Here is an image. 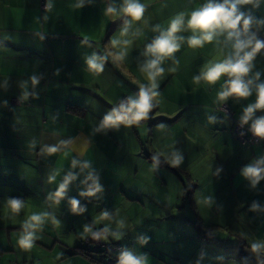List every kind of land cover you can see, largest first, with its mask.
<instances>
[{"label":"crops","instance_id":"crops-1","mask_svg":"<svg viewBox=\"0 0 264 264\" xmlns=\"http://www.w3.org/2000/svg\"><path fill=\"white\" fill-rule=\"evenodd\" d=\"M140 2L146 5L143 19L121 36L124 19L130 18L105 10L118 8L122 0H82L81 7V0H0V264H103L96 252L87 256L81 251L92 231L104 242L122 244L119 257L128 251L145 264H246L241 247L264 242V178L253 185L242 174L264 159V144L242 145L232 135L231 116L216 107L228 104L241 120L256 93L220 100L227 77L215 84L193 80L223 59L230 45L214 41L190 48L192 32L177 33L185 39L161 65L159 95L146 117L132 124L103 123L123 97L135 98L140 85H148L140 66L147 59L145 46L159 35L153 29H166L179 13L187 20L206 0ZM242 10L264 20V0ZM257 35L264 40V25ZM114 39L131 43L114 48ZM121 51L126 55L118 60L115 54ZM93 54L105 58L100 73L87 66ZM253 65L249 75L259 72L257 82H264V50ZM261 116L264 109L253 119ZM53 147L57 150L50 153ZM176 157L178 165L173 164ZM175 175L188 197V229L225 234L242 224L252 236L172 238L181 227L162 209L183 211L186 200L179 206L161 200L167 193L164 184ZM65 181L63 195L56 197ZM93 181L101 191L84 195ZM13 199L23 204L19 212L8 206ZM73 199L83 212L72 210ZM41 213L48 215L36 231L39 238L31 249H22L17 241L23 224ZM53 218L59 223L53 224Z\"/></svg>","mask_w":264,"mask_h":264},{"label":"clouds","instance_id":"clouds-1","mask_svg":"<svg viewBox=\"0 0 264 264\" xmlns=\"http://www.w3.org/2000/svg\"><path fill=\"white\" fill-rule=\"evenodd\" d=\"M260 0H206L201 6L191 11L185 20V14L179 13L172 18L166 29H161L157 25L153 31L158 32L151 43L145 46L143 55L147 58L140 66V71L146 74L148 85H140L139 91L135 98L129 97L126 102H122L118 108H114L108 115L104 117L105 125H115L118 123L132 124L144 119L147 113L153 107V101L159 95L156 91L157 78L163 76L165 69L161 66L165 59L173 58L174 53L178 52L184 37L178 36L177 33L187 29L192 35L187 38V44L190 48L203 47L205 44L216 43L224 46L230 45L231 51L224 56L223 59L212 62L201 71L199 76L193 77V80L200 82L201 80L215 84L222 76L227 77L222 90L218 93L220 100H226L230 96L239 98L249 97L253 90L256 93V102L250 104L244 109L241 117L242 124L251 122L250 130L260 138H264V116L253 119L254 113L259 109H264V82L258 83L260 73L249 75L253 69V61L258 53L264 50V40L258 38L257 30L264 25V20H257L253 15L242 10L245 5L257 7ZM82 6L81 3L77 7ZM49 7L51 5L49 4ZM146 5L140 0H122L117 8L110 5L106 8L105 14L113 17L123 16L130 19H124V27L120 35L126 36L129 27L134 21H141L144 17ZM223 37L221 40L220 38ZM129 40H112V47L130 44ZM126 53L121 51L115 54V58L123 60ZM104 57L93 54L86 60L90 71L100 73L104 69ZM175 62V61H174ZM169 72H175V68H170ZM38 80L33 77L32 84L35 85ZM28 93L25 92L23 99H26ZM56 148H49L48 151L55 152ZM180 163V158L173 160L174 165ZM87 167V165H85ZM242 174L246 178H250L253 185L264 178V159L257 162L256 165L245 167ZM91 179V177H89ZM67 181L60 185L59 190L55 193L56 197H61L64 193ZM100 186L93 181L92 186L84 195L93 196L100 192ZM72 210L74 212H83V208L78 207V201H71ZM8 206L13 212H19L23 207L20 200H9ZM253 205V209H255ZM47 213L33 214L23 224V234L17 241L22 249H31L33 243L39 237L36 231L43 224ZM102 218L107 219L108 213L104 212ZM53 224L59 222L52 219ZM89 228H85V232H90ZM107 232V229H104ZM93 238L98 239L99 234L93 233ZM253 253L264 252V242L253 243L251 245ZM118 264H145L143 257H135L132 253L125 251L120 255ZM260 264H264L261 261Z\"/></svg>","mask_w":264,"mask_h":264},{"label":"rangeland","instance_id":"rangeland-1","mask_svg":"<svg viewBox=\"0 0 264 264\" xmlns=\"http://www.w3.org/2000/svg\"><path fill=\"white\" fill-rule=\"evenodd\" d=\"M184 182L187 185V193H188V181L185 180ZM155 184H157V182H155ZM183 184L184 183H182L181 179L175 175V179L174 177H172L171 179L170 178L167 179L166 183L164 184V188L162 189L163 191H167V193L162 196L161 203L163 204H167L171 206L172 204H174L176 206H179L182 205L183 201L186 200V207L185 209H183V211L175 210V206H173L174 210L169 209L166 211V209H162V211L166 213L165 215L166 217H169L171 221L176 220L178 223L177 225L181 227V229L176 230L177 232H174L175 235H171L172 238H177V239L187 238L186 240L188 241V236H192L195 238L196 233L202 235L203 238H207L208 237L207 233H209L212 239L226 238L229 235V233H232L234 237L236 236L238 239L241 238L242 240H246L252 236V232L244 229L242 224L239 226V231H237L236 229L229 230L225 234L216 231L212 232L208 230L196 231V229L194 228L188 229V216L191 217L192 215L188 213V197L185 195L184 192L185 188L183 187ZM142 234L144 236L146 235L145 232H142ZM176 243L183 244L185 243V241L179 240Z\"/></svg>","mask_w":264,"mask_h":264},{"label":"trees","instance_id":"trees-1","mask_svg":"<svg viewBox=\"0 0 264 264\" xmlns=\"http://www.w3.org/2000/svg\"><path fill=\"white\" fill-rule=\"evenodd\" d=\"M129 97H123V100L120 101L119 103L115 104V107L118 108L119 105L125 100L127 101ZM20 100V99H19ZM23 100H21V104H22ZM222 104H226V103H218L216 105L217 109H218V106H221ZM17 105H20V104H17ZM228 105V104H227ZM221 112H224V110L222 109H219ZM225 114L229 115L228 113L224 112ZM230 116V115H229ZM232 120H233V125H232V129H231V132H232V135L235 136V125L237 123H241V120H238V119H235V116L232 115L231 116ZM246 126H248L250 128L251 125L249 124H245ZM236 138V137H235ZM237 139V138H236ZM97 231H92L86 238L83 239V246L81 248V251L82 253L86 254L87 256H89L92 252H96L97 254H99V258H100V261L103 263V264H107L106 263V257L108 255L109 252H106V248L105 246L107 247V245H115V244H118L121 246V249H122V244L118 243V242H104L102 241V239L100 238L99 236V240L101 241V243L103 244V247L101 246H98L94 240H91L89 244H86V239L87 238H91V235H93V233H96ZM120 249V250H121ZM119 252V250L117 251H114L112 253H110V258L114 259L113 263L112 264H118V262L116 260H118L120 257L117 255ZM239 256L240 258L246 263V264H260L261 261H264V255H262L261 253H253L251 251V246L249 247H241V249L239 250ZM19 264V263H18Z\"/></svg>","mask_w":264,"mask_h":264},{"label":"built area","instance_id":"built-area-1","mask_svg":"<svg viewBox=\"0 0 264 264\" xmlns=\"http://www.w3.org/2000/svg\"><path fill=\"white\" fill-rule=\"evenodd\" d=\"M48 5L42 3V8H46ZM14 104H21V100L18 99H12ZM123 102H126L125 100ZM218 109H222L224 110V112L228 113L230 116L233 115L232 109L227 105V104H222L221 106H218ZM235 137L237 138V140L242 144V145H248V146H255V145H260V144H264V138H260L255 136L252 131L250 130V128L248 126H246L245 124L242 123H237L235 125ZM91 240H94V242L98 245L103 247V244L101 243V241L98 239L93 238V235H91V238H87L86 239V244H89ZM106 248V252H109L107 257H106V263L107 264H112L114 259L110 258V253L120 250L121 246L118 244L115 245H107ZM117 262L119 261L116 260ZM24 264V263H22Z\"/></svg>","mask_w":264,"mask_h":264}]
</instances>
